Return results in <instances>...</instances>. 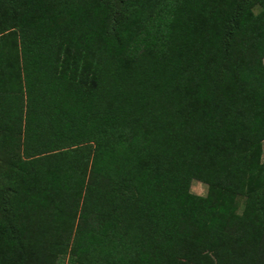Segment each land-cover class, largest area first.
Segmentation results:
<instances>
[{"label":"trees","instance_id":"1","mask_svg":"<svg viewBox=\"0 0 264 264\" xmlns=\"http://www.w3.org/2000/svg\"><path fill=\"white\" fill-rule=\"evenodd\" d=\"M263 140L264 0H0V264H264Z\"/></svg>","mask_w":264,"mask_h":264},{"label":"rangeland","instance_id":"2","mask_svg":"<svg viewBox=\"0 0 264 264\" xmlns=\"http://www.w3.org/2000/svg\"><path fill=\"white\" fill-rule=\"evenodd\" d=\"M260 161L264 163V140L261 142V156ZM207 191V185L204 182H201L199 180H192L190 185V192L196 195L204 196ZM239 203V210H241L243 206V200L242 197H239L238 199Z\"/></svg>","mask_w":264,"mask_h":264}]
</instances>
